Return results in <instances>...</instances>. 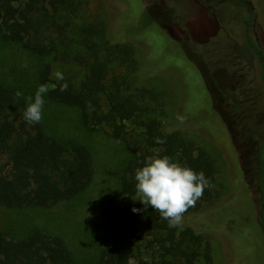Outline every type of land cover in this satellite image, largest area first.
Returning <instances> with one entry per match:
<instances>
[{"label": "trees", "instance_id": "trees-1", "mask_svg": "<svg viewBox=\"0 0 264 264\" xmlns=\"http://www.w3.org/2000/svg\"><path fill=\"white\" fill-rule=\"evenodd\" d=\"M214 7L231 5L240 17V37L244 52L256 63L261 84L260 114L264 122V49L253 32L256 25L264 30V16L259 0H206ZM87 0H0V40L17 45L32 56L59 57L75 63L84 72L78 87L70 80L59 81L45 94L46 100L79 111L82 126L88 132L105 131L114 141L125 144L129 158L122 170L120 195L130 213V200L136 199L135 170L144 165L152 148H161V156L195 172H203L209 181L203 196L183 215L182 224L170 228L158 212L142 211L145 222L125 221L112 215L109 243L103 246L92 264H212L215 226L190 221L203 203L218 196L220 165L217 157L180 130L167 132L164 121L169 106L166 91L144 87L138 79L135 49L127 41L111 40L101 22L81 19ZM240 9V10H239ZM235 13V14H236ZM234 14V15H235ZM77 43L73 45L72 37ZM70 50V51H68ZM74 54V55H73ZM73 55V56H72ZM203 62H193L206 78ZM51 67L39 71L37 80L47 84ZM67 83L66 91L60 84ZM23 95L16 96L17 92ZM24 86L0 85V207L8 210L25 208L52 209L76 199L90 186L94 175L91 152L75 142H60L49 136L41 122L29 124L23 119L26 98L33 96ZM29 94V95H27ZM231 105L234 104L230 100ZM235 105V104H234ZM244 116V115H243ZM127 123L142 129V144L129 138ZM244 133L252 143L250 170L257 202V218L264 235V132L257 133L244 122ZM174 129V128H173ZM260 134L259 139L253 138ZM159 138L164 144H156ZM137 206L144 205L138 200ZM195 221V220H194ZM197 222V221H195ZM136 246L132 255L131 243ZM142 249L143 251H141ZM0 264H83L60 237L33 230L23 238L8 237L0 232Z\"/></svg>", "mask_w": 264, "mask_h": 264}, {"label": "rangeland", "instance_id": "rangeland-1", "mask_svg": "<svg viewBox=\"0 0 264 264\" xmlns=\"http://www.w3.org/2000/svg\"><path fill=\"white\" fill-rule=\"evenodd\" d=\"M87 2L83 21L101 22L109 39L133 45L139 67L136 82L143 78L140 85L167 92L170 104L165 127L180 130L219 161L220 194L212 203H203L190 221V226H215L216 232L210 234L212 264H264V235L258 224L250 170L253 143L252 137L244 134L245 121L257 133L264 132L259 105L262 88L257 65L244 52L238 12L234 15L231 5L218 2L210 7L206 0ZM258 10L264 16V0H259ZM253 34L264 49V30L256 25ZM72 39L76 44V37ZM197 59L203 62L209 79L193 64ZM47 65L51 67L49 90L59 82L53 76L55 71L76 87L84 77L75 63L59 57H35L0 40V85L24 86L34 95L41 85L38 73ZM43 98L41 124L45 132L60 142L85 146L93 157V180L76 199L52 209L0 207V232L19 239L33 230L60 236L80 262L92 264L109 243L112 215L134 225L138 219L145 222L143 212L132 211L141 209L136 199L130 200L127 213L125 198L120 195V178L129 152L125 144L108 137V129L85 130L76 108ZM177 115L186 118L184 124L178 123ZM126 127L130 140L141 145L142 129L131 123ZM145 244L131 243L132 255L137 254L136 246Z\"/></svg>", "mask_w": 264, "mask_h": 264}, {"label": "clouds", "instance_id": "clouds-1", "mask_svg": "<svg viewBox=\"0 0 264 264\" xmlns=\"http://www.w3.org/2000/svg\"><path fill=\"white\" fill-rule=\"evenodd\" d=\"M57 81H64L60 71L53 73ZM53 88L56 85L52 86ZM67 83L60 84V91H66ZM49 85L42 84L38 87L33 96L26 98V108L23 112V119L29 124H38L43 118L44 95L48 93ZM23 94L17 92L16 96ZM179 124H184L186 118L177 115ZM175 129H167L171 133ZM156 144H164L165 141L157 138ZM153 155L146 157L144 165L135 170L136 200L144 205L143 209L133 208L132 211L142 212L151 208L158 212L160 217L168 222L170 228L182 224L183 215L189 208L194 207L209 186V181L203 172H195L190 167L182 166L173 161L169 156H161V148H152Z\"/></svg>", "mask_w": 264, "mask_h": 264}]
</instances>
